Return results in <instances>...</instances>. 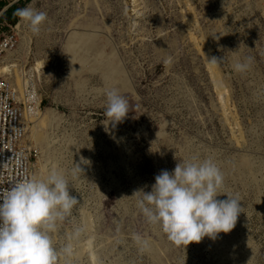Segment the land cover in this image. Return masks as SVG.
<instances>
[{"label": "rangeland", "instance_id": "obj_1", "mask_svg": "<svg viewBox=\"0 0 264 264\" xmlns=\"http://www.w3.org/2000/svg\"><path fill=\"white\" fill-rule=\"evenodd\" d=\"M17 5L44 11L46 20L38 33L18 16L15 24L3 23L0 32L14 28L19 44L2 55L0 73H8L16 89L26 77L39 97L43 120L28 133L25 146L42 153L43 169L55 165L64 171L70 194L78 198L53 236L55 247L66 242L73 247L59 264H264L259 0H21ZM205 49L211 58H222L213 64L218 82ZM245 57L252 58L249 67L235 71L233 65ZM9 63L11 71L1 72ZM113 87L129 102L126 117L114 127L105 116V90ZM22 91L25 97L24 86ZM193 156L215 160L224 176L217 199L237 197L241 213L228 233L184 248L147 223L136 206L138 196L131 195L149 191L160 170L171 171ZM73 162L81 168L75 177ZM75 227L81 233L70 239ZM133 233L148 238L146 250H139Z\"/></svg>", "mask_w": 264, "mask_h": 264}, {"label": "clouds", "instance_id": "obj_2", "mask_svg": "<svg viewBox=\"0 0 264 264\" xmlns=\"http://www.w3.org/2000/svg\"><path fill=\"white\" fill-rule=\"evenodd\" d=\"M16 15L32 33H38L46 20L44 11L31 6L18 8ZM221 59L208 61L218 65ZM168 60L166 57L165 62ZM251 60L245 57L236 62L234 70L245 71ZM105 98L107 125L114 127L126 117L129 102L115 87L105 90ZM71 172L73 177L81 172L77 163L73 162ZM223 182V173L212 157L193 156L176 162L171 171L160 170L149 191L137 189L131 196H138L136 206L147 223L159 226L170 242L185 248L204 237L215 239L234 227L241 204L227 194L225 199H217ZM77 203V196L70 194L67 175L55 165L0 188V264H59L61 258L67 260L72 244L57 248L53 236ZM80 233L75 227L70 239ZM132 239L140 251L149 247L148 238L139 233H133Z\"/></svg>", "mask_w": 264, "mask_h": 264}, {"label": "built area", "instance_id": "obj_3", "mask_svg": "<svg viewBox=\"0 0 264 264\" xmlns=\"http://www.w3.org/2000/svg\"><path fill=\"white\" fill-rule=\"evenodd\" d=\"M259 2L264 8V0ZM2 26L0 22V30ZM18 44L14 28L0 32V57ZM33 91L25 77V97L21 98L14 84L0 76V188L43 170L42 153L24 145L31 127L28 117L34 112Z\"/></svg>", "mask_w": 264, "mask_h": 264}, {"label": "bare ground", "instance_id": "obj_4", "mask_svg": "<svg viewBox=\"0 0 264 264\" xmlns=\"http://www.w3.org/2000/svg\"><path fill=\"white\" fill-rule=\"evenodd\" d=\"M16 28H18V25L16 26ZM7 51H10V50H7ZM7 51H6V53H7ZM203 52V55H204V58L206 59V61H207V64L209 65V67H210V69L212 70V74L214 75V77H215V82H218L219 81V73L216 71V69H215V67H214V65H213V63H210L208 60L209 59H211V57H210V54H209V52L207 51V49H205V51H202ZM2 56L0 57V64L1 63H3V62H1L2 60ZM8 65V67L7 66H5L2 70H1V72H10L11 70H10V68L12 67V65H11V63H9V64H7ZM38 66H39V62H37V64H36V66L34 67V68H38ZM34 68H31V70H33ZM15 69V65H14V67H13V70ZM31 70L29 71V72H31ZM7 74L8 73H6V75H3V74H1L0 73V76L1 77H3V78H5V79H7L6 77H7ZM10 79H12V77H10ZM9 80V79H8ZM11 82V81H10ZM18 82H19V79H18ZM12 83V82H11ZM23 86H25V84H23ZM23 86H22V84H21V86H19V88L18 89H16V87L14 86V88H15V90L17 91V92H19L20 93V96H21V98H24L23 97V91H22V88H23ZM22 91V92H21ZM225 95V92L221 89L220 90V96L221 97H223ZM225 98V97H224ZM22 100V99H21ZM33 103H34V112H33V114L32 115H30L29 117H28V122L30 123V124H32L33 126L29 129V132L31 133V134H33L35 131H36V128L38 127V125H39V123L40 122H42V118H43V114H41V112H40V110H39V104H40V99H39V97L35 94V93H33ZM227 102V101H226ZM41 135L39 134V137H40ZM33 141V143H35V139L34 140H32ZM24 145H25V142H24Z\"/></svg>", "mask_w": 264, "mask_h": 264}, {"label": "trees", "instance_id": "obj_5", "mask_svg": "<svg viewBox=\"0 0 264 264\" xmlns=\"http://www.w3.org/2000/svg\"><path fill=\"white\" fill-rule=\"evenodd\" d=\"M20 8L17 4L12 5L0 18V22H11L13 24L17 21L16 10Z\"/></svg>", "mask_w": 264, "mask_h": 264}, {"label": "crops", "instance_id": "obj_6", "mask_svg": "<svg viewBox=\"0 0 264 264\" xmlns=\"http://www.w3.org/2000/svg\"><path fill=\"white\" fill-rule=\"evenodd\" d=\"M19 1L21 0H0V18L12 5L17 4Z\"/></svg>", "mask_w": 264, "mask_h": 264}]
</instances>
